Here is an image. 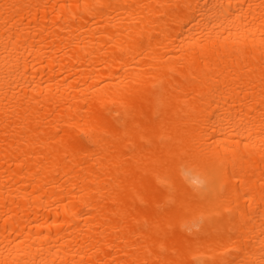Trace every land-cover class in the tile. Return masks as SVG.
<instances>
[{"label": "bare ground", "instance_id": "6f19581e", "mask_svg": "<svg viewBox=\"0 0 264 264\" xmlns=\"http://www.w3.org/2000/svg\"><path fill=\"white\" fill-rule=\"evenodd\" d=\"M0 264H264V0H0Z\"/></svg>", "mask_w": 264, "mask_h": 264}]
</instances>
